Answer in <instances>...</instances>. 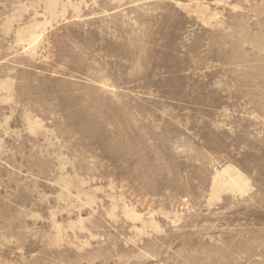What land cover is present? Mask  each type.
<instances>
[{
    "label": "rangeland",
    "instance_id": "374dc122",
    "mask_svg": "<svg viewBox=\"0 0 264 264\" xmlns=\"http://www.w3.org/2000/svg\"><path fill=\"white\" fill-rule=\"evenodd\" d=\"M0 264H264V0H0Z\"/></svg>",
    "mask_w": 264,
    "mask_h": 264
}]
</instances>
